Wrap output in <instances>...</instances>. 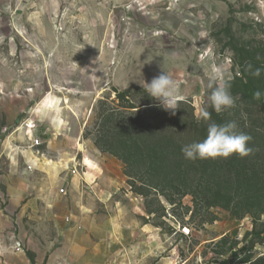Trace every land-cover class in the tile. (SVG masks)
<instances>
[{
    "label": "rangeland",
    "instance_id": "rangeland-1",
    "mask_svg": "<svg viewBox=\"0 0 264 264\" xmlns=\"http://www.w3.org/2000/svg\"><path fill=\"white\" fill-rule=\"evenodd\" d=\"M213 68L222 74L210 81ZM162 71L182 97L174 115L144 90ZM247 83L264 99V0H0V165L6 176L13 164L18 194L36 199L39 218L24 220L21 242L30 264H74L63 258L67 229L47 213L54 195L59 210L85 218L67 235L106 252L99 262L83 254L78 264H256L264 256V206L249 198L238 213L234 198L227 208L218 183L182 198L163 185L171 203L148 187L143 164L126 165L100 141L108 130L123 133L106 127L110 114L132 128L146 122L155 139L164 115L173 146L209 122L264 136V101L246 95ZM225 84L235 105L217 113L210 96ZM49 95L61 100L56 127L32 111ZM224 164L229 185L237 184L235 169L254 166V154ZM8 189L0 188L3 208Z\"/></svg>",
    "mask_w": 264,
    "mask_h": 264
},
{
    "label": "trees",
    "instance_id": "trees-1",
    "mask_svg": "<svg viewBox=\"0 0 264 264\" xmlns=\"http://www.w3.org/2000/svg\"><path fill=\"white\" fill-rule=\"evenodd\" d=\"M255 88L250 84H246V95L249 98H254ZM119 98L121 94H118ZM255 99V98H254ZM263 103L264 99L261 96L259 100ZM151 104V103H150ZM131 108V107H127ZM106 127L111 129V124L116 128L123 130H117L118 133L104 135L105 139H100L101 143L111 151L112 154L120 156L126 165H135L132 160L137 161L144 166V175L147 185L151 189H155V192L162 191V195L171 203H176L173 198L167 196L164 192L163 185L169 183L171 189H174L176 195L182 198L188 194L196 197L201 189L208 190L213 185L217 184V193L220 199L224 200V206L231 208L234 198H237L233 208L234 211L242 213V208H245L244 203L253 198L256 201V205L261 208L264 206V136L252 135L247 147L253 150L249 155L244 157H251L254 154V166L241 167L235 169V175L237 177V184L229 185L228 180L232 175V169H227V165L224 164L223 157H217L215 159L195 160L191 161L184 157L182 154V147L185 145L178 143L177 146H173L171 136L169 134L173 131V125L166 121V117L162 115L157 117L161 121L160 136L159 139L154 136H148L147 127H142L146 122L139 120L140 125L132 128L129 122L125 119L113 120L112 115L108 116ZM210 123V122H209ZM201 124V135L185 137L184 142L186 145L201 142L207 136V126ZM142 124V125H141ZM128 126L130 127L131 134L127 132ZM197 124H193L192 127H197ZM189 131V130H188ZM150 137V138H147ZM150 139L151 145H147V140ZM238 154H233L231 157L238 158ZM241 157V156H240ZM148 164V165H147ZM132 177L133 175L128 174ZM217 179L218 181H215ZM236 181V182H237ZM255 205V203H254ZM245 213L250 211L245 210ZM249 260H244L240 263H248ZM264 264V256L256 261V264Z\"/></svg>",
    "mask_w": 264,
    "mask_h": 264
},
{
    "label": "clouds",
    "instance_id": "clouds-1",
    "mask_svg": "<svg viewBox=\"0 0 264 264\" xmlns=\"http://www.w3.org/2000/svg\"><path fill=\"white\" fill-rule=\"evenodd\" d=\"M205 36H207V33H201V37ZM206 74L209 76L210 81H215L221 77L222 70L213 68ZM253 75L258 77L260 70L256 69ZM144 90L154 101H158L159 106L164 110H171L173 115L175 110L179 108V101L182 99L179 87L177 82L165 71L154 77L150 83H145ZM261 95V92L257 91L254 93V98L259 100ZM210 101L211 107L217 113L235 105V99L231 95L227 84L215 87L211 93ZM60 104V98L49 95L43 98L32 111L40 121H47L51 126L56 127L61 123L62 109ZM202 115L205 119L210 116L206 110H202ZM236 128L235 122L225 124L209 123L206 138L201 142L185 145L181 149L182 154L191 161L215 159L217 157L228 158L233 154H238L241 157L247 156L251 152V149L247 147L251 137L243 132H237Z\"/></svg>",
    "mask_w": 264,
    "mask_h": 264
},
{
    "label": "crops",
    "instance_id": "crops-1",
    "mask_svg": "<svg viewBox=\"0 0 264 264\" xmlns=\"http://www.w3.org/2000/svg\"><path fill=\"white\" fill-rule=\"evenodd\" d=\"M228 3H232L235 0H224ZM2 153H0L1 157ZM71 161L73 159H70ZM14 165H10V175L4 176L3 168L0 165V188L5 186L9 188L7 190V195L10 198V206L7 208H3L0 204V264H30L29 260L26 258V255L22 251H16L14 249L15 242H22L23 244H27L26 238L22 236L27 233V227L24 226V220L31 218V223H34L33 220H38V214L35 213L34 208L36 205V199L34 197H20L17 191V186L19 184V180L15 178L14 175ZM53 169H56L53 168ZM56 171V170H55ZM86 175V174H85ZM77 178V177H75ZM77 179H80L77 178ZM85 179L86 176H85ZM87 181V180H86ZM113 187V186H112ZM20 198L25 200H20ZM50 205L52 204V208H47V213L51 215L53 218L56 216L57 220H62L59 224V228H65L66 240L68 242L67 253L65 252V256L63 258L67 261L74 264H78L81 260V256L85 254L82 258L85 261H95L99 262L101 258H105V251L102 253L99 247H81L78 244V238L74 234H68L67 232H72L76 230V227L80 226V220L85 218H79L78 214L76 215L74 212L70 215L67 214L65 210H59V199L56 195L51 199L49 198ZM57 204V205H56ZM78 211V209H77ZM80 214V212H79ZM70 220V224L63 222V219ZM87 218V217H86ZM89 218H91L89 216ZM34 230H30V233H37L35 226ZM69 252V253H68Z\"/></svg>",
    "mask_w": 264,
    "mask_h": 264
},
{
    "label": "built area",
    "instance_id": "built-area-1",
    "mask_svg": "<svg viewBox=\"0 0 264 264\" xmlns=\"http://www.w3.org/2000/svg\"><path fill=\"white\" fill-rule=\"evenodd\" d=\"M72 173H73V175H74V174H79V173H78V165L75 166V167L73 168ZM60 193H61V194H64V193H65V190H64L63 188H61V189H60ZM14 249H15L16 251H22V243H21V242H16V243L14 244Z\"/></svg>",
    "mask_w": 264,
    "mask_h": 264
}]
</instances>
